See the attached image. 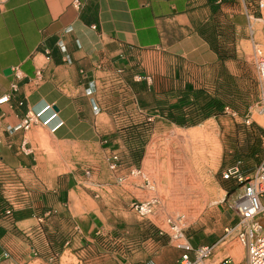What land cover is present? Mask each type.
<instances>
[{
	"label": "crops",
	"instance_id": "obj_1",
	"mask_svg": "<svg viewBox=\"0 0 264 264\" xmlns=\"http://www.w3.org/2000/svg\"><path fill=\"white\" fill-rule=\"evenodd\" d=\"M245 23L238 0H7L0 98L23 80L0 105V264H179L183 247L129 209L144 129L202 119Z\"/></svg>",
	"mask_w": 264,
	"mask_h": 264
},
{
	"label": "rangeland",
	"instance_id": "obj_2",
	"mask_svg": "<svg viewBox=\"0 0 264 264\" xmlns=\"http://www.w3.org/2000/svg\"><path fill=\"white\" fill-rule=\"evenodd\" d=\"M238 3L245 17L253 15L254 19L257 18L255 0H238ZM251 25L254 34L250 33L246 18L244 30L241 31L239 66L225 67V78L222 84H218L217 91L216 85L209 87L212 91L205 90L212 97L203 91L207 97L223 101L226 107L220 116L197 125L200 127L206 122L214 125L218 146L216 157L203 166L197 159L191 160V156L182 155V149L171 133L177 129L186 132L193 127L180 128L162 120L147 123L141 150L145 158L141 175L138 176V181L144 182V190H133L135 198L129 203V209L139 220L149 221L160 230L168 231L166 220L179 218L180 228L187 237L197 242L213 240L211 245L222 239L225 229L236 224L238 216L233 203L244 182L224 180L222 174L226 168L240 162V171L246 179L264 164V115L257 104L258 88L251 57L253 42L260 49L264 48V23L251 21ZM176 144L178 146H174ZM170 152L174 156H169ZM225 184L236 187V190L227 195L223 189ZM145 201L152 202V211L146 217H141L131 205ZM216 250L219 251L216 256L218 260L231 252L233 262L230 264H247L243 248L230 238Z\"/></svg>",
	"mask_w": 264,
	"mask_h": 264
},
{
	"label": "built area",
	"instance_id": "obj_3",
	"mask_svg": "<svg viewBox=\"0 0 264 264\" xmlns=\"http://www.w3.org/2000/svg\"><path fill=\"white\" fill-rule=\"evenodd\" d=\"M7 0H0V12ZM215 4H223L233 0H213ZM255 8L257 18L253 15H247V23L249 30L252 31L251 21L264 23V0H255ZM62 50V49H61ZM62 53L65 52L63 49ZM252 60L255 69L256 82L258 88V102L261 113L264 115V48L260 49L254 42L252 43ZM13 82L9 87V94H5L0 98V105L7 104L10 99L18 92L19 83L23 80L20 71L14 69ZM35 84L40 80V72L35 74ZM3 114H1L2 116ZM40 120L39 114L33 111H28L22 121L20 127L23 130L29 129L32 125ZM150 121V119L148 120ZM20 151L27 150L21 146ZM118 162V156L115 154L109 160V167L113 169ZM134 176L141 175L140 171L134 170ZM222 179H234L239 183H243L240 192L234 199V208L238 216L237 222L233 227L224 230L225 235L214 245H205L192 247L189 240L180 228L181 220L168 219L166 227L169 240L176 246H181L184 249L183 254L179 259V264H230L233 262L231 252H227L221 259L212 260L216 252V248L226 244V240L232 239L238 246L242 247L245 252L247 264H264V164L255 169L249 178H243L240 171V162H236L232 166L226 168L222 174ZM132 208L141 217H146L151 214L152 202H136ZM10 212H7L9 215Z\"/></svg>",
	"mask_w": 264,
	"mask_h": 264
},
{
	"label": "bare ground",
	"instance_id": "obj_4",
	"mask_svg": "<svg viewBox=\"0 0 264 264\" xmlns=\"http://www.w3.org/2000/svg\"><path fill=\"white\" fill-rule=\"evenodd\" d=\"M262 122V121H260ZM167 137V135H166ZM173 140L179 144L183 156H191V160H198L202 165H206L209 160L213 159L218 151L215 127L211 122H206L200 127H193L186 132L176 130L171 133ZM166 143V142H165ZM174 146H178V145ZM153 147V146H152ZM154 148V147H153ZM169 148V147H168ZM152 149V148H151ZM160 152V151H159ZM176 152V151H175ZM152 154V152L150 151ZM167 153V152H166ZM171 153V152H170ZM219 153V152H218ZM56 154V153H55ZM181 154V153H180ZM167 155V154H166ZM180 155V156H182ZM169 156H174L169 155ZM217 159V158H216ZM185 160V159H184ZM215 160V159H214ZM190 162V161H189ZM196 162V161H195ZM214 162V161H213ZM212 162V163H213ZM192 164V163H191ZM211 167H214L213 165ZM178 171V170H177ZM198 172V171H197ZM198 175V174H197ZM178 176V175H177ZM176 176V177H177ZM180 177V176H178ZM200 178V177H199ZM206 180V178H205ZM190 182V181H189ZM182 183V182H180ZM185 184H183L184 186ZM189 186V185H188ZM198 187V186H197ZM194 188V187H193ZM199 188V187H198ZM203 188V185H202ZM178 190V189H177ZM186 190V189H185ZM179 191V190H178ZM188 191V190H187ZM213 192V191H212ZM178 193V192H177ZM181 193V192H180ZM184 193V192H183ZM189 193V192H188ZM209 193V192H208ZM182 194V193H181ZM196 194V193H195ZM198 194V193H197ZM223 194V193H222ZM183 196V195H182ZM191 196V195H190ZM178 197V196H177ZM184 197V196H183ZM208 197V196H207ZM198 198V197H197ZM200 199V198H199ZM211 199V198H210ZM195 200V199H194ZM187 202V201H186ZM189 202V201H188ZM194 202V201H193ZM197 202V201H196ZM192 204V203H191ZM181 205V204H180ZM197 205V204H196ZM199 205V204H198ZM190 206V205H188ZM192 207V205H191ZM190 207V208H191ZM197 207V206H196ZM193 209V208H192ZM184 211V210H183ZM196 211V210H195ZM188 215V214H187Z\"/></svg>",
	"mask_w": 264,
	"mask_h": 264
},
{
	"label": "trees",
	"instance_id": "obj_5",
	"mask_svg": "<svg viewBox=\"0 0 264 264\" xmlns=\"http://www.w3.org/2000/svg\"><path fill=\"white\" fill-rule=\"evenodd\" d=\"M213 49L217 53L219 61H227L229 59L230 60L232 59L231 56L228 55V50H226L223 46L218 45V46H216V48H213ZM207 102H208V104H207V107L205 108V111H203V113H202V119L201 120H197V119L196 120H190L189 122L186 123L183 120H178V119L173 118V119H171V122L174 123L175 125L181 127V128H189V127H193V126L198 125L199 123H201L204 120H207L209 118L218 117L224 113V110L226 107H225L223 101H221V100L219 101V100L208 97ZM212 108H214V110ZM223 189L226 191L227 195H230L236 190V187H233L231 185L229 186V185L225 184V185H223Z\"/></svg>",
	"mask_w": 264,
	"mask_h": 264
}]
</instances>
